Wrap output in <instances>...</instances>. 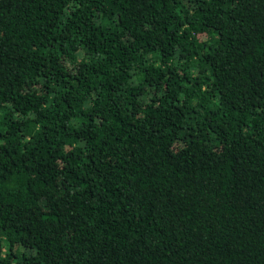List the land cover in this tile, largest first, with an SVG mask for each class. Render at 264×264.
<instances>
[{"label":"trees","instance_id":"1","mask_svg":"<svg viewBox=\"0 0 264 264\" xmlns=\"http://www.w3.org/2000/svg\"><path fill=\"white\" fill-rule=\"evenodd\" d=\"M0 264H264V0H0Z\"/></svg>","mask_w":264,"mask_h":264}]
</instances>
